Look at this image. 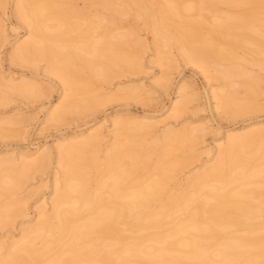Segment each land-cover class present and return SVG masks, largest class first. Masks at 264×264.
<instances>
[{
    "label": "bare ground",
    "instance_id": "obj_1",
    "mask_svg": "<svg viewBox=\"0 0 264 264\" xmlns=\"http://www.w3.org/2000/svg\"><path fill=\"white\" fill-rule=\"evenodd\" d=\"M83 1L110 14L91 17L74 8L71 0H15L17 17L28 28L29 37L9 59L33 65L36 58H44L47 69L63 83L64 99L48 113L49 121L83 113L102 96L85 88L93 76H106L99 59L120 68L135 67L136 57L124 48L134 35L107 29L117 25L116 17L126 15L146 23L151 20L158 46L176 48L208 78L224 81L225 87L213 93L220 109L234 116L249 107L231 87L239 84L234 82L236 77H245L243 87L250 95V83L256 77L234 64L241 59L235 50L261 56L257 66L264 65V5L250 0H204L205 7L186 5L183 0ZM218 4L239 11L216 17L205 26L198 11L215 10ZM194 11L195 18H180ZM48 22H55L53 34L46 31ZM93 32L98 35L94 37ZM106 48L112 52L107 54ZM0 90V105L8 101V95L30 99L40 93L33 82L15 83L11 78H0ZM123 91L131 95L134 89ZM186 102L187 97H182L173 106L174 116ZM7 125L16 121L0 119V131ZM113 125L119 132L94 162L90 156L100 148L94 131L56 147L63 179L59 185L55 180L50 211L39 210L37 223L9 246L0 264H264V222H256L264 218V155L255 160L259 145L264 144V130L227 135L225 145L218 146L215 163L189 181L187 191L180 194L171 187L180 161L165 158L181 147H191L198 128H166L156 136L154 123L117 120ZM148 135L152 139L147 144ZM255 142L258 146L251 147ZM41 152L28 161L21 155L17 160L0 158L4 173L0 196L17 188L12 175L24 177L44 168L51 155ZM146 154L155 156L151 164ZM83 162L99 175L93 185L81 167ZM138 168L143 177L130 179ZM11 209L12 205L0 204V226L11 218ZM177 211L181 217L175 216ZM189 230L196 234L190 235ZM221 232L220 242L214 244L213 237Z\"/></svg>",
    "mask_w": 264,
    "mask_h": 264
},
{
    "label": "rangeland",
    "instance_id": "obj_2",
    "mask_svg": "<svg viewBox=\"0 0 264 264\" xmlns=\"http://www.w3.org/2000/svg\"><path fill=\"white\" fill-rule=\"evenodd\" d=\"M203 1L183 0V3L205 7ZM250 1L264 5V0ZM71 4L78 10H85L91 17L97 14L101 16L110 14L96 5L89 7L83 0H71ZM238 11V8L218 4L215 10L203 9L198 11L197 15L204 18L202 21L206 26L216 17ZM196 13L184 12L180 18L182 20H187L189 16L195 18ZM116 18L117 25L109 26L107 29H119L121 33L130 32L134 35L129 36L131 44L124 48L127 53L136 57L135 67L120 68L110 64L106 59H99L100 66L107 71L106 76H93L85 88L102 96L91 102L92 106L87 111L69 114L64 120L54 122L49 121L47 116L64 99L63 83L47 69L48 63L44 58H36L33 65L9 59L14 48L23 44L29 34L28 28L17 17L15 0H0V78L5 81L11 78L15 83L33 82L40 91L39 95L30 99L8 95V101L0 105V119L16 121V125H7L0 131V158L13 157L17 160L21 155L28 161L37 159L42 150H47L51 155V160L39 172L30 171L24 177L12 175L17 188L9 194L0 196V204L12 205L13 212L11 218L5 219L0 226V256L5 255L12 243L21 239L25 229L37 223V214L41 208L49 213V200L53 196L55 180L59 185L63 179L62 169L58 167L56 159V147L60 144L68 146L88 133L96 132L100 148L96 154L90 156L92 158L94 156V162L103 157L104 149L111 141V137L119 132L118 126L113 125L117 120L154 123L157 125L154 134L156 136L166 128L174 131L188 127L198 128V138L191 147H181L165 158L166 161H180L172 175V183L175 186L171 187L173 192L182 194L187 191L189 181L215 163L218 146L225 145L227 135L264 130V65L257 66V61L262 60L261 56L243 49L235 50L241 59L236 60L234 64L249 75L255 76L256 82L250 83L252 94L247 95L243 87L245 77L235 78L234 82L239 84L231 88L238 100L249 102V107L231 116L230 110L220 109L213 99V93L225 87L224 81L208 78L176 48L167 49L162 44L158 46L151 20L146 23L130 15ZM46 26L48 33L53 34L56 30L55 22H48ZM92 35L96 37L98 32H93ZM105 50L107 54L112 52L111 48ZM126 88L134 89L133 94H126L123 91ZM182 97H187V102L182 111L174 116L173 106L179 103ZM151 137L152 135L146 136L147 144L151 142ZM256 146L258 142L251 147ZM259 147L261 150L255 160L264 155V144ZM85 153L89 156V153ZM146 156L148 164H151L155 156L151 154ZM86 164L83 162L81 167L93 185L99 175L86 167ZM142 174V169L138 168L130 179H140L143 177ZM3 175L4 173L0 172V176ZM181 213L177 211L175 216L181 217ZM201 219L204 220L205 216L202 215ZM256 222H264V218ZM189 233L196 234L190 230ZM223 235L221 232L213 237V243H219ZM141 262L145 264V261Z\"/></svg>",
    "mask_w": 264,
    "mask_h": 264
}]
</instances>
